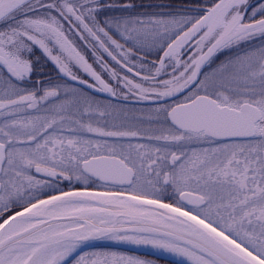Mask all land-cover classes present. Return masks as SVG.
Listing matches in <instances>:
<instances>
[{"label": "snow or ice", "instance_id": "obj_1", "mask_svg": "<svg viewBox=\"0 0 264 264\" xmlns=\"http://www.w3.org/2000/svg\"><path fill=\"white\" fill-rule=\"evenodd\" d=\"M147 8L0 0V264H264V0Z\"/></svg>", "mask_w": 264, "mask_h": 264}, {"label": "water", "instance_id": "obj_2", "mask_svg": "<svg viewBox=\"0 0 264 264\" xmlns=\"http://www.w3.org/2000/svg\"><path fill=\"white\" fill-rule=\"evenodd\" d=\"M92 243L95 245H98L100 247L118 248V249L130 251V252H134V253H138V254H142V255L153 256L157 259L169 260V261H173V262L175 261V259L169 258L168 256H162V255H159L155 252H152V251H150L152 249L147 248V247H135V246H131V245H117L112 241H104V240L93 241Z\"/></svg>", "mask_w": 264, "mask_h": 264}, {"label": "trees", "instance_id": "obj_3", "mask_svg": "<svg viewBox=\"0 0 264 264\" xmlns=\"http://www.w3.org/2000/svg\"><path fill=\"white\" fill-rule=\"evenodd\" d=\"M186 2H187V0H136L137 4L145 5V9H142V10H150V11L151 10H155V8L149 9V8H147V6L148 5H153L154 6L155 3L169 5V4H175V3L176 4H185ZM112 249L113 250H118V251L128 252L129 254H134V255L140 256L142 258L154 260V261L160 262V263H173V262H171L169 260L157 259V258H155L153 256L137 254V253H133V252L122 250V249H118V248H112ZM87 250L91 251V250H96V249H87Z\"/></svg>", "mask_w": 264, "mask_h": 264}, {"label": "flooded vegetation", "instance_id": "obj_4", "mask_svg": "<svg viewBox=\"0 0 264 264\" xmlns=\"http://www.w3.org/2000/svg\"><path fill=\"white\" fill-rule=\"evenodd\" d=\"M155 5H166V4H159V3H155L154 4V6ZM169 5H172L173 6V8H179V7H181L183 4H169ZM155 10H159V9H155ZM164 10H168L167 8L166 9H164ZM51 75L52 76H55V72H52L51 73ZM132 107H146L147 105H135V104H133V105H131ZM157 263H160V262H157ZM165 264H174V263H165Z\"/></svg>", "mask_w": 264, "mask_h": 264}, {"label": "bare ground", "instance_id": "obj_5", "mask_svg": "<svg viewBox=\"0 0 264 264\" xmlns=\"http://www.w3.org/2000/svg\"><path fill=\"white\" fill-rule=\"evenodd\" d=\"M150 251L155 252V253H157V254H159V255H162V256H168L169 258L176 259L175 257H172V256H170V255H168V254H166V253H160L159 251L154 250V249H152V250H150ZM156 251H157V252H156Z\"/></svg>", "mask_w": 264, "mask_h": 264}, {"label": "rangeland", "instance_id": "obj_6", "mask_svg": "<svg viewBox=\"0 0 264 264\" xmlns=\"http://www.w3.org/2000/svg\"><path fill=\"white\" fill-rule=\"evenodd\" d=\"M91 251H92V250H91ZM132 255H134V254H132ZM144 259H145V258H144ZM148 260H150V259H148ZM156 264H165V263H157V262H156Z\"/></svg>", "mask_w": 264, "mask_h": 264}]
</instances>
